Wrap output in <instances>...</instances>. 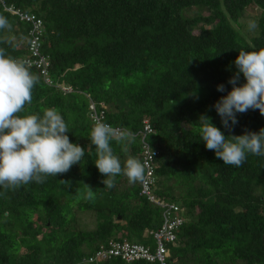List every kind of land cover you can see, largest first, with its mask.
I'll list each match as a JSON object with an SVG mask.
<instances>
[{
  "label": "trees",
  "instance_id": "obj_1",
  "mask_svg": "<svg viewBox=\"0 0 264 264\" xmlns=\"http://www.w3.org/2000/svg\"><path fill=\"white\" fill-rule=\"evenodd\" d=\"M11 6L43 21L49 81L32 64L30 25ZM251 7L259 17L249 34L241 20ZM0 16L9 24L0 49L27 61L37 77L23 114L58 108L70 142L86 153L43 183L0 190V264H91L110 240L137 242L162 227L164 209L141 196L143 179L130 183L120 174L105 187L89 140L92 104L105 123L129 133L111 142L122 165L130 156L142 162L135 134L144 121L155 130L154 194L186 218L167 244L169 264H264V157L224 165L196 124L206 115L225 136L264 128V116L250 109L226 131L212 107L231 91L238 51L264 48V0H0Z\"/></svg>",
  "mask_w": 264,
  "mask_h": 264
},
{
  "label": "clouds",
  "instance_id": "obj_2",
  "mask_svg": "<svg viewBox=\"0 0 264 264\" xmlns=\"http://www.w3.org/2000/svg\"><path fill=\"white\" fill-rule=\"evenodd\" d=\"M257 26L256 20H249L247 30L253 32ZM8 27L7 18L0 16V30ZM238 52L233 62L236 72L228 80L231 91L212 106L222 127L229 132L238 123V114L258 109L264 116V48ZM36 83L37 77L27 67V61L8 56L0 49V190L43 183L49 176L68 172L86 155L84 148L70 142L66 120L58 108L23 114L26 105L32 103ZM217 91L225 92V86L218 85ZM196 124L199 140L224 165L241 167L248 155L264 157V128L240 136H225L206 115H201ZM115 136L111 125L100 119L94 121L89 140L95 146L94 165L106 177L103 180L106 188L113 187V178L120 174L130 183L141 181L144 174L139 159L130 156L122 165L113 154L111 142Z\"/></svg>",
  "mask_w": 264,
  "mask_h": 264
},
{
  "label": "built area",
  "instance_id": "obj_3",
  "mask_svg": "<svg viewBox=\"0 0 264 264\" xmlns=\"http://www.w3.org/2000/svg\"><path fill=\"white\" fill-rule=\"evenodd\" d=\"M6 7V5H4ZM21 20L27 22L30 29V44L29 50L32 56L36 58L32 64H35L41 69V74L49 81L48 67L49 62L40 56V47L42 45L41 35L44 31L43 21L34 14L25 13L20 9L10 7L8 9ZM29 63V62H28ZM31 64V63H30ZM93 123L96 119L104 122V111L99 114L96 112L94 104L91 105ZM116 133V138L129 134L126 130L116 127L113 128ZM155 133L154 128L148 120L143 123V129L135 134L142 149V164L144 167V178L141 183V196L147 198L151 203L156 204L164 209L162 227L152 233L156 241V246H146L140 243L130 242L128 240H110L107 244L102 245L94 256L88 259V263L101 264L111 259H121L122 261L130 263L145 262L148 264H169V250L167 244L175 243L180 229L185 225L186 218L177 204L173 202H165L154 194V186L157 183L156 177V159L159 156V151L155 150L150 144V136Z\"/></svg>",
  "mask_w": 264,
  "mask_h": 264
},
{
  "label": "rangeland",
  "instance_id": "obj_4",
  "mask_svg": "<svg viewBox=\"0 0 264 264\" xmlns=\"http://www.w3.org/2000/svg\"><path fill=\"white\" fill-rule=\"evenodd\" d=\"M258 17H259V12L254 7H251L250 9H248L244 13V17L241 20V24H243V27H244V29H243L244 33H249V34L252 33V32H249L247 30V23H248L249 20H253V19L256 20ZM65 90L66 91H70V88H66ZM135 243H140V244H144V245L148 244L151 247L156 246V241L154 240V238L151 235H147V236L145 235V237L143 239H138L137 242H135ZM170 246L171 245H168V248Z\"/></svg>",
  "mask_w": 264,
  "mask_h": 264
}]
</instances>
